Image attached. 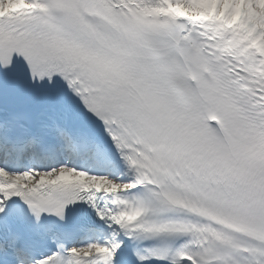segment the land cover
<instances>
[{"label":"snow or ice","instance_id":"obj_1","mask_svg":"<svg viewBox=\"0 0 264 264\" xmlns=\"http://www.w3.org/2000/svg\"><path fill=\"white\" fill-rule=\"evenodd\" d=\"M0 264H264V0H0Z\"/></svg>","mask_w":264,"mask_h":264}]
</instances>
